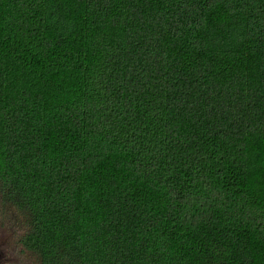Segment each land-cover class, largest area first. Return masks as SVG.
I'll return each mask as SVG.
<instances>
[{"label":"trees","instance_id":"16d2710c","mask_svg":"<svg viewBox=\"0 0 264 264\" xmlns=\"http://www.w3.org/2000/svg\"><path fill=\"white\" fill-rule=\"evenodd\" d=\"M0 200L35 264H264V0H0Z\"/></svg>","mask_w":264,"mask_h":264},{"label":"flooded vegetation","instance_id":"af4514ba","mask_svg":"<svg viewBox=\"0 0 264 264\" xmlns=\"http://www.w3.org/2000/svg\"><path fill=\"white\" fill-rule=\"evenodd\" d=\"M0 264H35L20 241V226L0 200Z\"/></svg>","mask_w":264,"mask_h":264}]
</instances>
